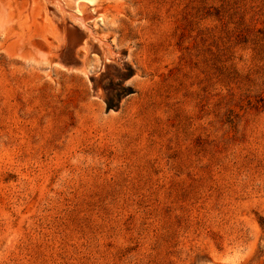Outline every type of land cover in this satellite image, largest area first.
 I'll return each mask as SVG.
<instances>
[{
    "label": "rangeland",
    "instance_id": "rangeland-1",
    "mask_svg": "<svg viewBox=\"0 0 264 264\" xmlns=\"http://www.w3.org/2000/svg\"><path fill=\"white\" fill-rule=\"evenodd\" d=\"M90 2L0 0V264H264V0Z\"/></svg>",
    "mask_w": 264,
    "mask_h": 264
},
{
    "label": "bare ground",
    "instance_id": "bare-ground-1",
    "mask_svg": "<svg viewBox=\"0 0 264 264\" xmlns=\"http://www.w3.org/2000/svg\"><path fill=\"white\" fill-rule=\"evenodd\" d=\"M90 1L79 0L77 10L72 11L66 6L64 0H47V2L53 5L54 8L57 10L62 20L69 19L72 23L79 25L82 29L87 32V39H91L93 42H96L99 45L102 50L103 60L106 63L111 60L112 52L109 45L102 39L97 37L88 26L87 21L91 19L90 17H96L97 19V16H94L95 12L92 4L94 2L91 3Z\"/></svg>",
    "mask_w": 264,
    "mask_h": 264
},
{
    "label": "trees",
    "instance_id": "trees-1",
    "mask_svg": "<svg viewBox=\"0 0 264 264\" xmlns=\"http://www.w3.org/2000/svg\"><path fill=\"white\" fill-rule=\"evenodd\" d=\"M128 70H129L128 73L124 75L125 78H130L132 76V72H133L132 69L129 68ZM126 93H127L126 89L120 88L119 93L114 98L111 99L110 97H108L107 99L108 111L117 108V105L115 102L118 103L119 99H121V97Z\"/></svg>",
    "mask_w": 264,
    "mask_h": 264
}]
</instances>
